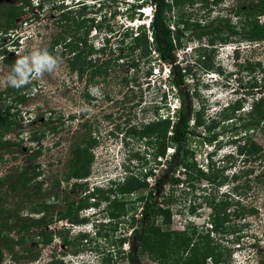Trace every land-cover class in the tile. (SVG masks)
Here are the masks:
<instances>
[{
	"label": "rangeland",
	"instance_id": "374dc122",
	"mask_svg": "<svg viewBox=\"0 0 264 264\" xmlns=\"http://www.w3.org/2000/svg\"><path fill=\"white\" fill-rule=\"evenodd\" d=\"M40 1L31 0L34 9L25 10L17 18L18 25L9 35L0 34V91L9 86L4 78L18 55L29 54L33 50L46 49L49 52L52 38L61 29L54 21L58 14L55 6L62 2L64 6H72L76 2L43 0L40 5ZM85 2L88 6L84 11L86 15L95 16L103 23L100 32L94 31L91 25L88 34L90 44L94 47L103 44L107 25L114 30L107 49L111 58L108 75L94 78L95 83H88L85 77L79 78L76 72L70 70L61 43L55 46L52 53L49 52L59 61L56 71L31 79L32 89L28 91L25 102L20 103L18 98L13 100L14 96L7 94H3L0 100L1 109L20 124L6 132L2 139H8L10 143L0 146L3 154L0 175L16 166H35L39 175L34 180L41 183L39 197L51 204L48 214L56 216L57 212L64 211L74 216L80 208V221L72 224L62 219L47 225L52 233L55 230H60V233L53 234L49 244L38 245L41 254L38 260L31 263L26 259L13 260L6 253L4 263L44 264L52 258L56 264L124 263L129 246L126 243L119 246L118 242L120 238L129 237L137 224L115 223L112 213L127 212L126 216L134 214L137 218L142 205L137 199L138 193L132 190V193L120 195L114 202L115 196H119L117 189H98L96 191L100 193L95 194L89 192L96 189L95 185L106 184L108 178L120 173L121 176L116 177L117 184L126 182L128 175L124 174V165L127 163L124 161H128L129 171L141 183L144 179L147 190H152L155 196V177L165 173L167 160L173 152L171 145H166L169 132L164 138L165 127L161 123L155 124L157 118L163 119L168 114L174 118L172 112L180 102L177 89L168 85L169 66L156 60L152 50L147 55H141L138 49L131 50L135 44L129 42L130 38L127 37L124 43L120 41V33L124 29L133 28L135 32L138 25L147 27L152 11L145 15L139 9L140 14H135L132 19L127 14L134 0ZM3 3L18 5L21 0H0V5ZM237 4L241 5L239 15L235 14ZM74 5L76 8L77 5ZM147 6L150 7L149 4L144 7ZM255 6V0H217L206 5L196 0L180 10L173 9L167 13L171 29L176 27L175 21L187 19L189 23L186 38L174 54L175 64L190 69L191 75L186 77L184 91L191 96V111L198 113L199 124L195 126L194 117H190L189 126L193 133L188 139V166L175 171V175L183 181L172 186L167 178L164 185V192L172 195L171 202L162 206L170 208L171 217L169 225L162 226L173 232L172 246L159 261L142 252L139 255L142 264H260V260L264 264V123L260 121L254 126L253 142L259 149L250 154V161L245 165L241 162H235V167L228 165L226 157L214 164L208 157L217 149L215 153L224 156L226 151L234 148L233 144L220 145L218 139L227 141L237 132L224 130L218 124L231 116V112L223 111L225 99L221 101L223 95L220 92H228L222 84L228 71L230 73L234 68L231 57L235 46L240 44L241 57L245 60L248 57L250 61L249 73L243 74L244 79L259 85L261 90L258 95L264 97V41L247 40L243 30L254 18L253 15L248 17L244 11ZM114 11L116 13L112 16ZM104 17L106 21H103ZM223 17H227L228 21L217 20ZM257 18L259 23L264 22V14ZM147 33L150 34L149 31ZM196 33L202 35L199 37ZM148 40L151 38L148 37ZM210 42L213 45H208ZM202 45H208L209 49L200 50L198 46ZM202 51H205L203 56L200 55ZM119 54L124 56L116 59ZM131 56L136 57L137 65L134 67L129 65ZM224 67L226 76L206 75L212 69L223 70ZM258 95L255 94L256 97ZM246 106L249 108L251 105ZM263 113L264 102H260L253 110V117L261 120ZM36 129L44 131V137L38 143L30 140V132ZM212 134H215L213 140L206 139ZM89 137L90 148L83 162L89 173L80 179L65 180L70 148ZM149 140L160 149L166 146L158 166L154 165V154L158 151L148 145ZM38 146L41 153L30 159L33 147ZM74 180L83 186L71 189ZM235 184L239 188L233 190ZM86 195L89 197L86 198ZM20 198L19 195H11L4 205L14 207ZM26 200L29 204L31 199ZM86 202L89 207L84 208ZM29 213L28 209H22L13 220L22 223L23 216ZM7 214L11 218V212ZM17 233V230H12L10 235L16 237ZM64 240L70 242L71 249L64 245ZM26 244L31 242L27 240ZM20 248V244L15 247L16 250Z\"/></svg>",
	"mask_w": 264,
	"mask_h": 264
},
{
	"label": "trees",
	"instance_id": "16d2710c",
	"mask_svg": "<svg viewBox=\"0 0 264 264\" xmlns=\"http://www.w3.org/2000/svg\"><path fill=\"white\" fill-rule=\"evenodd\" d=\"M40 1V5H42ZM63 1V0H62ZM74 1V0H73ZM86 0H76L72 6H64L63 2L55 6L58 14L55 15L54 21L61 28L59 32L52 38L48 50L50 53L53 52L55 46L63 43L64 51L63 54H67V61L70 70L76 72L79 78L85 77L88 83H95L94 78L98 76H106L110 71L111 58L108 56L107 49L110 41V37L114 30L107 25V33L104 37V42L100 47H94L92 43L88 41V34L90 27L94 28V31L100 32L103 23L102 20H96L95 16H88L84 12L86 10ZM196 0H134L131 4L132 9L128 12L129 18H134L135 14H140L139 9L149 4L152 9V14L147 27L144 25H138L136 31L133 32V28H126L121 33V43L125 42V39L130 38V43L135 44L131 50L140 51L141 55H147L152 50L156 54V60H159L169 66L168 69V85L171 89L176 88L180 102L172 112L174 118H171L169 114L163 119H156V123H161L165 130L162 133L164 138L169 132L167 137L166 145L173 148V152L169 155L167 160V167L165 173L155 177L154 189L157 194L153 195V191L148 189L145 180L141 183V180L131 172L128 175L126 182L123 184L112 185L109 189L118 190L116 199L121 196H126L135 190L137 199L142 202L139 216L135 218V215L126 216L127 212L123 214H113L112 217L115 223H123L133 226L129 237L125 236L120 238L118 245L121 246L126 243L129 249L126 252L125 261L121 264H142L139 255L142 252L148 253L149 257L155 260L164 258L169 251L171 244L172 231L164 229L162 225L168 226L171 217V210L168 206L164 207L163 204L168 205L171 202V195L164 192V185L168 178V183L174 186L183 181L175 175V171L180 168L188 166L187 158L189 156L188 139L193 133L189 126L190 117L193 116L197 126L199 124L198 113L191 111L192 104L188 98V94L184 91L186 85L187 75H191L190 69L185 66L175 64L174 51L182 45L183 38L186 35V29L189 26L188 20L183 19L180 22L175 21L176 27L171 29L170 17L167 16L169 11L173 9H182L185 5L193 4ZM217 0H200L204 5L209 2ZM101 2V0H100ZM256 6L250 10H245L244 13L250 17L253 15V21L249 20V27L243 28L246 32L244 37L249 41H262L264 40V22H258V15L264 14V0H255ZM37 4V6H40ZM101 6V3H99ZM235 14L239 15L241 5L237 4ZM31 0H21L18 5L3 3L0 5V34L7 36L13 29L17 27V18L25 13V10L32 11ZM137 10V11H136ZM137 12V13H136ZM115 11L112 16L115 15ZM103 21H106L105 17ZM218 21H228L227 17L218 18ZM108 24V23H106ZM147 28V29H146ZM222 29V28H221ZM149 31V35L147 33ZM200 37L202 33H196ZM148 37L151 40H148ZM186 38V37H185ZM222 41L225 39L221 38ZM212 42V38H211ZM210 44H213L211 43ZM120 50L122 48L120 47ZM92 55V57H90ZM93 55L96 57L93 58ZM124 55H118L116 59ZM90 57V58H89ZM136 57L131 56L130 67L137 65ZM96 81V80H95ZM28 85L23 86L24 88L15 89L14 87L8 86L4 90L0 91V100L3 94L7 96L13 95V100L18 98L20 103L25 102L28 91H31L32 87ZM25 90V91H23ZM23 91V93H21ZM177 102V100H176ZM193 113V114H191ZM38 120V115L35 116ZM35 120V121H36ZM20 124L16 122L9 113L3 111L0 107V146L6 143H10V140H2L5 133L14 130ZM170 128V129H169ZM90 133V132H89ZM151 137V135H149ZM148 136V137H149ZM44 137L43 130H33L30 132V140L32 142H39ZM149 137V138H150ZM215 134L208 136L206 139L213 140ZM151 139V138H150ZM90 137L82 140V142H76L72 145L69 150L68 170L64 176L65 180L80 179L85 177L89 173V168L84 167V157L90 148ZM148 145H151L158 152L154 154L155 163L159 165L161 156L165 155V145L160 149L156 144H153L149 140ZM254 151L258 150V146L254 143ZM41 153L40 146L33 147L30 159L36 158ZM3 154L0 152V160H2ZM156 157L159 159L156 160ZM212 166V165H211ZM150 174L152 172L150 171ZM39 175V172L35 170V166L27 168L14 167L13 170L0 175V264H11V262L4 263V256L7 253L13 260L20 261L26 259L30 263L38 260L41 257L40 251L37 249L39 244L47 245L52 241V235L60 233V230H55L54 233L47 229V225L55 223L58 220L66 219L72 224L78 223L80 220L77 213L72 216L68 212L59 211L57 215L48 214L51 204L48 203L44 198L39 197L41 193L40 181L34 180ZM154 175V174H152ZM34 180V181H33ZM36 181V182H35ZM136 183L140 185H136ZM57 185L59 182L57 181ZM71 189H75L76 186H83L78 180L72 181ZM118 185V186H117ZM238 184L234 185V189H238ZM99 189V190H98ZM104 191V189L96 188L89 192V194H95L98 191ZM147 190V191H146ZM146 191V193H145ZM100 193V192H98ZM103 193V192H102ZM167 195H166V194ZM165 194V195H164ZM11 195H19L20 202H17L16 206L9 207L5 206V200ZM32 197H34L32 199ZM89 195H86L88 198ZM26 199H31L27 204ZM89 207L86 202L84 208ZM22 209H28L29 215L23 216L22 223L18 220H13L18 217ZM254 210V209H252ZM11 212L12 216L9 218L7 213ZM30 214H36L30 215ZM122 215V218L120 216ZM127 217V218H125ZM28 218V219H27ZM159 219L160 223H159ZM18 231L16 237L10 235V232ZM29 240L31 244H26ZM184 242V241H183ZM64 245L71 249L70 242L64 240ZM20 244V250H16V245ZM75 252V251H74ZM204 257V261H205ZM115 262V261H113ZM262 260H260V264ZM26 264V262H21ZM44 264H56V261L52 258Z\"/></svg>",
	"mask_w": 264,
	"mask_h": 264
},
{
	"label": "flooded vegetation",
	"instance_id": "af4514ba",
	"mask_svg": "<svg viewBox=\"0 0 264 264\" xmlns=\"http://www.w3.org/2000/svg\"><path fill=\"white\" fill-rule=\"evenodd\" d=\"M237 41V40H236ZM264 41V40H262ZM239 43V42H238ZM238 50L236 51L235 55V63L233 65L234 69L233 72L228 74L225 77L224 85L229 86L233 90V96H234V104L230 107L224 108L223 111L231 112V116L229 118L220 120L218 127L224 128V130H230V132L235 131L236 134H232L230 136L229 140H219L220 145L226 144L230 145L233 144L236 146L237 144L240 146L238 152L240 153L238 156V159L236 161H233L230 159L228 155H225L223 157H226V160L228 161V165H233V167L236 166L235 162H241L242 165H245V162H249V156L254 151V142H253V131L254 126H256L257 123L261 121V123H264V113L262 115L261 120H255L253 117V110L256 105H258L260 102H264V97L261 98L260 95V86L256 85L255 83L250 84L247 80L244 79L243 74L249 73V65L250 61L248 57L245 60L244 57H241V49L242 47L239 46L236 47ZM245 73V74H246ZM256 89V90H255ZM255 94L258 96L256 97ZM188 98L190 99L191 103V96L188 95ZM251 105L246 106V105ZM207 105L206 107H208ZM193 114V113H191ZM230 119V122H226ZM191 129V128H190ZM191 134V133H190ZM215 138V137H214ZM222 149V148H221ZM259 149V147H258ZM226 151V153L230 152ZM225 153V154H226ZM225 158L221 159L222 161ZM67 221V220H66Z\"/></svg>",
	"mask_w": 264,
	"mask_h": 264
},
{
	"label": "clouds",
	"instance_id": "9594fccd",
	"mask_svg": "<svg viewBox=\"0 0 264 264\" xmlns=\"http://www.w3.org/2000/svg\"><path fill=\"white\" fill-rule=\"evenodd\" d=\"M151 8V7H150ZM145 9L144 7L141 8L140 10ZM143 12V11H142ZM146 12H144L145 14ZM146 15V14H145ZM150 20V18H149ZM149 21L146 23V25L148 26ZM208 45H213V44H208ZM208 45H202V46H198V48L200 47V50H207L209 49ZM233 53H232V65H234L235 63V53L238 50L236 48V46L233 48ZM203 52L202 51L200 53L201 56H203ZM199 58V57H198ZM196 63V62H194ZM59 61L58 59L51 55L46 49L45 50H33L31 51L29 54H25V55H18V58L15 60L14 64L11 67V70L9 73H7V75L4 78V82L14 88H21L25 85H27L31 79L33 78H38L41 77L44 73H53L56 71L57 67H58ZM199 64V63H198ZM219 65H222L221 67H223V63H220ZM218 65V66H219ZM234 69V68H233ZM233 69L231 70V72H233ZM225 67L223 68V70H219V68L217 69H212V71L208 72L206 75H208L209 77L214 76V75H218L219 77L222 75L226 76L225 73ZM230 72V73H231ZM228 71V74H230ZM224 85V82L223 84ZM223 88L225 90H227L228 92L226 94L220 92V94L223 95L222 100L225 99V101H223V107L227 108L230 107L231 105L234 104L235 100H234V96L233 94V90L231 87L229 86H223ZM222 103V102H221ZM234 146V145H233ZM240 146L237 144L236 146H234V148L224 154L228 155L230 157V159H232L233 161H236L238 159L239 156V150ZM217 150H215V152H217ZM215 152H210V154H208V157L210 158V163H219L220 159H223L224 157L222 155H218ZM132 161V160H131ZM125 163H127L126 165H124V167L126 168L125 173L129 175V173H131V170L129 171L128 169V161H124ZM133 168V166H131V169ZM118 176H121V173L118 174ZM118 176H112L110 178H108L105 183L108 184L109 187H107L106 184L101 185V183L99 185H95V188H101V189H109L112 185L115 186V184H117L116 180H118V178L116 179V177ZM106 185V186H105Z\"/></svg>",
	"mask_w": 264,
	"mask_h": 264
},
{
	"label": "bare ground",
	"instance_id": "6f19581e",
	"mask_svg": "<svg viewBox=\"0 0 264 264\" xmlns=\"http://www.w3.org/2000/svg\"><path fill=\"white\" fill-rule=\"evenodd\" d=\"M145 9H144V11L143 12H146V15H148V14H150L151 13V8L150 7H144ZM147 9H150L148 12L146 11Z\"/></svg>",
	"mask_w": 264,
	"mask_h": 264
}]
</instances>
